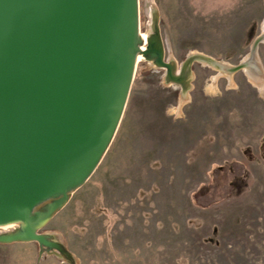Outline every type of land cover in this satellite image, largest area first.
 Wrapping results in <instances>:
<instances>
[{
	"label": "rangeland",
	"instance_id": "1",
	"mask_svg": "<svg viewBox=\"0 0 264 264\" xmlns=\"http://www.w3.org/2000/svg\"><path fill=\"white\" fill-rule=\"evenodd\" d=\"M139 31L157 33L184 78L138 54L107 151L39 229L71 255L0 242V264H264V39L260 80L197 57L244 61L264 33V0H139Z\"/></svg>",
	"mask_w": 264,
	"mask_h": 264
},
{
	"label": "water",
	"instance_id": "2",
	"mask_svg": "<svg viewBox=\"0 0 264 264\" xmlns=\"http://www.w3.org/2000/svg\"><path fill=\"white\" fill-rule=\"evenodd\" d=\"M139 34V0H0V226L22 224L0 242L71 255L39 229L107 151L138 54L185 76L174 75L157 33L145 49Z\"/></svg>",
	"mask_w": 264,
	"mask_h": 264
},
{
	"label": "bare ground",
	"instance_id": "3",
	"mask_svg": "<svg viewBox=\"0 0 264 264\" xmlns=\"http://www.w3.org/2000/svg\"><path fill=\"white\" fill-rule=\"evenodd\" d=\"M139 37L145 42V41L148 40L149 35L147 33L146 34L140 33ZM141 48L144 49V47H142V45H141ZM197 57H198V59H200V60H202L204 62H208V63L212 64L213 66L217 67L222 72H226V73L233 72L232 68H233L234 65H229V64L224 63V62L216 61L215 59H213V58H211V57H209L207 55H204V54H199ZM255 58L251 54H249L245 58L244 61H247V65L249 66L248 68H249V71L252 74V76L255 77L256 79L260 80V78H262L261 77L262 75L260 74L258 66L255 65V63H254ZM186 94H187V91H183L182 92V96L184 98L186 97ZM13 224L14 225L18 224L19 225L20 223L18 222V223L6 224L5 227L12 226Z\"/></svg>",
	"mask_w": 264,
	"mask_h": 264
},
{
	"label": "trees",
	"instance_id": "4",
	"mask_svg": "<svg viewBox=\"0 0 264 264\" xmlns=\"http://www.w3.org/2000/svg\"><path fill=\"white\" fill-rule=\"evenodd\" d=\"M164 92L167 93V94H169V95H171V97H172L173 99H175L176 96H177V91H175V90L165 89Z\"/></svg>",
	"mask_w": 264,
	"mask_h": 264
}]
</instances>
